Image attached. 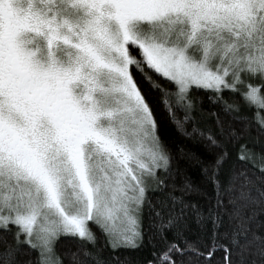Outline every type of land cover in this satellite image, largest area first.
<instances>
[{"label":"snow or ice","instance_id":"snow-or-ice-1","mask_svg":"<svg viewBox=\"0 0 264 264\" xmlns=\"http://www.w3.org/2000/svg\"><path fill=\"white\" fill-rule=\"evenodd\" d=\"M193 88L264 132V0H0L4 264H112L105 248L146 242L144 264H264V163L260 176L225 171L209 136L214 201L167 191L149 97L187 120ZM240 159L255 154L241 145ZM193 218L210 243L185 234ZM62 236L74 251H57Z\"/></svg>","mask_w":264,"mask_h":264},{"label":"trees","instance_id":"trees-1","mask_svg":"<svg viewBox=\"0 0 264 264\" xmlns=\"http://www.w3.org/2000/svg\"><path fill=\"white\" fill-rule=\"evenodd\" d=\"M136 78L142 79L139 74L136 75ZM155 78L164 86L175 90L171 82L158 75ZM190 95L194 98L195 106L190 113L191 118L187 120L182 107L173 104L169 111L160 101L158 92H153L149 99L154 107L160 141L171 157L170 169L165 174L167 191H173L179 195L185 184H191L199 188L200 191L186 193L184 199L207 207L214 201L215 189L204 168L209 161L215 158L218 151L215 146L209 143L208 137H215L225 145L228 153L225 171L236 168L246 171L250 176H260L259 165L264 163V159H261L264 157V132L259 130V126L255 122H251L245 127L244 122L225 112L222 105L209 99V90L193 88ZM224 96L231 102V93L226 91ZM247 114L251 117L252 113L248 111ZM241 145H246L252 150L255 154L254 161L240 159ZM257 183L259 184V181ZM148 223L149 221H144L145 228ZM91 227L99 234V229L95 225H91ZM210 227L209 223L208 228L210 229ZM257 231L264 230L258 229ZM185 234L190 240L200 238L204 243H210L209 232L201 231L195 224L194 218L189 221V227ZM165 235L171 237V232H166ZM9 239H11L10 235ZM154 243L156 242L154 241ZM76 247V240L70 237L62 236L57 242V251L60 253L68 249L74 251ZM2 251L3 244L0 243V252ZM151 251V245L146 242L144 247L137 249L121 248L113 252L111 249L105 248L104 255L117 258L112 260V264H144L145 260L150 258ZM33 255L35 254L33 253ZM215 255L220 258L222 252L217 251ZM81 259L86 260L87 258L81 256ZM4 261L5 258L0 255V264H4ZM65 264H68L67 258H65Z\"/></svg>","mask_w":264,"mask_h":264}]
</instances>
